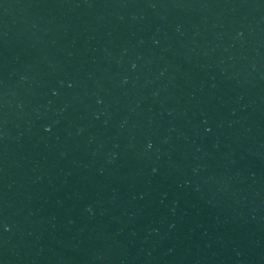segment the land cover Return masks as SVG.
<instances>
[{
    "label": "water",
    "instance_id": "water-1",
    "mask_svg": "<svg viewBox=\"0 0 264 264\" xmlns=\"http://www.w3.org/2000/svg\"><path fill=\"white\" fill-rule=\"evenodd\" d=\"M0 264H264V0H0Z\"/></svg>",
    "mask_w": 264,
    "mask_h": 264
}]
</instances>
